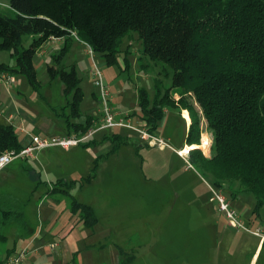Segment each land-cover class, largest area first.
<instances>
[{"label": "trees", "instance_id": "16d2710c", "mask_svg": "<svg viewBox=\"0 0 264 264\" xmlns=\"http://www.w3.org/2000/svg\"><path fill=\"white\" fill-rule=\"evenodd\" d=\"M9 7L11 14L0 13V51L10 52L15 64L0 63V73H19L36 91L41 85L33 59L48 40H64L63 55L77 39L114 65L122 39L136 32L142 56L172 71L170 87L163 93L161 80L155 81L152 102L144 88L138 89L133 115L139 124L157 136L166 112L180 117L187 110L191 123L183 144L198 146L204 121L211 131L210 156L206 158L195 147L188 163L212 187L221 192L225 188L230 204L241 193L252 195L253 214L259 215L264 208V0H10ZM24 36L32 37L28 48L22 45ZM47 74L63 84L66 97L72 95L67 106L73 118L79 117L84 94L76 69L47 66ZM92 121L91 115L84 123L71 122L66 116V128L81 135ZM104 140L112 143V151L130 141L115 130ZM97 143L89 138L81 146ZM144 147L151 148L147 143ZM22 148L13 126L0 122V155ZM94 176L93 172L83 180L89 182ZM77 182L57 181L52 192L68 197L70 212L85 228L93 229L98 223L94 209L69 194ZM235 182L239 184L236 191ZM22 221L23 213L4 208L0 199V229ZM7 241L0 233V244ZM11 252L6 250L0 264ZM133 259L129 256L118 264Z\"/></svg>", "mask_w": 264, "mask_h": 264}, {"label": "rangeland", "instance_id": "374dc122", "mask_svg": "<svg viewBox=\"0 0 264 264\" xmlns=\"http://www.w3.org/2000/svg\"><path fill=\"white\" fill-rule=\"evenodd\" d=\"M9 2L10 0H0V13L11 14ZM31 40L32 37L24 36L23 47L28 48ZM63 47L64 41H47L35 55L33 63L41 85L40 90H34L25 76L15 72L7 73L14 78L15 84L0 82V102H3V106L12 102L14 106L16 103L21 104L26 110L22 115L24 125L28 128L32 126L31 132L43 121H49L52 126L49 134L55 133V129L62 134L56 136H66V116L74 123H84L87 116L94 114L101 115L102 118L104 112L100 91L94 85L95 76L92 72L94 63L101 71L107 87V107L118 117L130 116L128 119L134 126H139L136 115H133L137 111L138 89L144 88L152 102L157 79L161 80L162 93L170 87L172 71L142 56V46L136 32L130 31L122 39L119 60L114 65H108L98 54H90L88 46L77 39L72 42L68 52L61 55ZM0 63L14 66L15 60L10 52L0 51ZM47 66L76 69L77 76L81 79L79 87L84 94L79 117L71 116L72 111L67 104L72 103V95H62L59 91L61 82L58 79L50 80ZM48 84L50 88L46 86ZM47 91L49 96L46 98L44 92ZM174 99H178L177 94ZM181 113L179 117L175 112L169 111L159 126L157 137L168 145L165 148L158 145L146 148L145 142L136 132L122 128L115 131L129 137L130 141L120 145L116 151L111 150L110 141L104 140V135L111 131L101 130L90 138L97 140L98 143L94 146L80 145L71 148L69 152L58 149L62 152L44 150L38 153V164L43 162L47 165V160L42 155L56 152L53 155L65 170L64 177L72 176V181H79L69 189V194L76 200H85L87 203H82L93 206L99 220L94 230L84 229V236L78 241L80 251L76 255V263L71 261L72 255H67V261L62 258L55 264H118L129 256L134 259L128 264H264V250L260 251V248L255 252L259 237L230 227L225 216L217 211L216 204L211 202V181L188 163L192 148L185 151V156L180 155L185 160L174 152L183 146L187 132ZM3 123L6 124L4 119ZM16 132L22 143L23 135L18 130ZM199 143L200 147L206 144V148L195 146L208 158L211 131L204 121L201 123ZM35 163L37 162H27L28 165ZM76 166L84 170V173L72 171ZM61 168L59 171L63 170ZM18 170L16 181L8 186L17 201L10 203L12 206L4 207L22 210L25 212V219H33L35 222L36 207H32V204L34 205V197L38 193L32 196V202H25L34 191H31V182L23 176V171ZM39 170L41 171L39 168L35 172ZM93 172L96 175L94 179L86 182V178L93 175ZM41 174V180L45 184L49 179L44 173ZM48 178L52 180V185L57 180V177ZM44 184L41 188L45 187ZM46 186L48 190L49 185ZM232 186L234 190H239L237 182ZM223 189L222 193L227 197L228 191ZM67 201L69 203V199ZM231 204L246 225L251 228L259 227L264 231V208L258 216L253 214L255 199L252 195L241 193ZM65 213L69 215L68 210ZM74 217L75 223L78 216ZM70 219L72 220V215ZM16 231L15 224L0 229V233L8 237L5 244H0V259L4 257L6 250L15 245ZM74 235L78 237L79 232L75 230ZM47 259L45 257L41 260L47 262Z\"/></svg>", "mask_w": 264, "mask_h": 264}, {"label": "crops", "instance_id": "0c3cea01", "mask_svg": "<svg viewBox=\"0 0 264 264\" xmlns=\"http://www.w3.org/2000/svg\"><path fill=\"white\" fill-rule=\"evenodd\" d=\"M53 40L56 42L64 41L62 39H51L48 41H53ZM75 40L76 39H74L73 42ZM33 65H34V63H33ZM46 86L48 88H50V84H48ZM63 89H64V86L61 83V87H60L59 91H61L62 95L64 96ZM44 93L46 94L45 96L47 98L49 96V92L47 91ZM12 103L4 105V106H6L5 111H4L3 110L4 109L3 102H0V119H2V121L0 120V122L3 123V119H4L6 124L12 125L15 130H18L20 132V134L23 135V141L21 143L23 146L28 142L29 135L32 133L39 134V135H46V136L62 135L59 133V131H56L54 128L53 129H54L55 133L49 134L50 130L52 129V126H51L49 121H47V122L43 121L42 123H40L39 127H36V130L33 129L34 132H31L32 126H29V128H28V126L26 127L24 125L25 119H24V117H22V115L24 114V112H26V110L23 108V106L21 104L16 103L14 106ZM183 112L184 111H182V113H181V118H183L185 120V130L187 131L191 121H190V118H189V121L188 120L186 121V119L183 117ZM185 112H187V111H185ZM167 113L168 112H166V114ZM166 114H165V116H166ZM100 116L101 115H97V114L92 115V117H93L92 127L96 126L100 122V120H101ZM35 123L36 122H34L33 124L35 125ZM33 127H35V126H33ZM117 129H122V128H117ZM104 130H109V129H104ZM114 130H116V129H114ZM110 131H113V130H110ZM69 133H70V135H75L74 133H72L70 131L69 132L67 131L66 135H68ZM92 137H90V138H92ZM93 139L97 142V140L95 138H93ZM182 147H181L182 149L176 150L174 152L176 153V155L178 157H181L182 159H184V157L178 155L177 152L182 151L186 147H189V146H187V145L184 146V144H183ZM193 147L195 148L196 146L193 145ZM70 149L67 151H64V152H69ZM50 150H58V149L57 148H54V149L51 148V149L45 150V151H50ZM60 150H58V151L59 152L63 151V150L62 151H60ZM42 152H44V150L40 151L38 153L40 154ZM209 152H210V149H209ZM38 153L36 154L35 159H20V158L15 159L13 162H11L9 165H7L0 172V199L3 201L4 205H11L12 206V204H10V203L17 201V200H15L16 199L15 194L9 190L8 186L11 183H13V181H16L15 180L16 176L19 175L18 169L23 171V176L31 182V187H30L32 189L31 191H34V193L31 192L32 193L31 197L27 198L28 200H26L25 202H32V196H34L35 193H38V195L36 197H34V201H35L34 205L32 204V207H34V206L36 207V217H35L36 221L34 222L33 219H25L24 218L25 212L20 210L23 213V221L21 224L16 223V222L12 223V224H15L17 226V231H16L17 232V238L14 241L15 245L9 250H11L13 252L21 246L22 247H26V246L28 247L29 246L30 252L25 259V264H39V263H41V264H55V263L60 262V259H62V258H63V261H67V258H65L67 255H70V257L72 255L73 260L71 259V261L76 263V261H75L77 259L76 255L80 251L78 241H80L81 236H84V235H82L83 231H84V229H87V228H85L83 226V224L79 221V217L76 218L75 223L73 222V220L75 218L74 216H77V215H74L70 212L69 203L67 201L69 198L65 197L63 194H61L59 192H58L59 194H54L52 192V190L54 189V185L57 181H60V180L61 181H72L74 178L72 176H67L68 178L64 177L65 170L63 168H61V164L60 165L58 164L57 158L53 155V154H56V152H52V153L48 152V153H44V155H42V157H45V159L47 160L46 163L48 166L45 165L43 162L38 164V162L40 161V159H38V156H37ZM184 153L181 152L182 155H184ZM27 162H31V163L37 162V163L32 164V165H28ZM37 168L38 169L40 168L42 172L40 170L38 172H35L36 170H38ZM59 168H61L63 170L59 171ZM73 170L80 171V172L83 171V173H84V170L80 169L77 166L75 168H73L72 171ZM41 173H44L45 177L47 179H49L48 182H45V184L41 180V177H42ZM48 177H51L52 179H54V177H57L56 178L57 180L52 185V180ZM42 184L45 185L44 188H41ZM46 184L49 185L48 190H46L47 189ZM82 202H85V200ZM85 203H87V202H85ZM91 207L93 208V206H91ZM66 210H68L69 215H67V213H65ZM94 211L96 213L95 209H94ZM71 215H72V220L70 219ZM33 222L35 223V226H34ZM9 226H6V227L8 228ZM96 226H94V228ZM6 227H4V228H6ZM94 228L91 230H94ZM75 230H77L79 232L78 237H75V235H74ZM263 234H264V232H263ZM92 235H94V232H92ZM263 241L264 240L259 239V241L256 245L255 252L258 251L260 248H261L260 251L264 250ZM51 246H53V247L51 248ZM6 254L7 253H5L4 257H2L0 259V261L5 259ZM45 257L48 258L46 260L47 262H45V260H41L42 258H45ZM250 264H253V262H251Z\"/></svg>", "mask_w": 264, "mask_h": 264}, {"label": "built area", "instance_id": "2783aa9c", "mask_svg": "<svg viewBox=\"0 0 264 264\" xmlns=\"http://www.w3.org/2000/svg\"><path fill=\"white\" fill-rule=\"evenodd\" d=\"M89 48V53L92 50ZM93 75L95 76L94 85L99 88L101 102L103 106L104 115L100 122L88 129L84 134L81 135H66V136H46L39 134H30L28 142L23 146L19 152L6 151L0 155V172L15 159H35L36 154L40 151L57 148L63 151H67L72 147L80 146L83 142L92 137L96 132L104 129L114 130L117 128H127L139 134V138L147 143L149 146H159L161 148L168 147L162 138L153 136L139 124L134 126L131 124L127 117H118L107 107V87L104 84L101 71L94 63L92 67ZM5 81L11 85L15 83L12 76L7 73H0V82ZM181 155V151L177 152ZM190 167V166H189ZM211 193V202L216 204L217 211L225 216L228 221V225L236 230L249 233L255 237H259L260 240H264L263 230L259 227L251 228L246 225L238 216L236 210L231 206L230 201L226 196L211 185H209ZM52 247V246H51ZM29 248L19 247L13 251L4 261L3 264H25V259L29 254Z\"/></svg>", "mask_w": 264, "mask_h": 264}, {"label": "bare ground", "instance_id": "6f19581e", "mask_svg": "<svg viewBox=\"0 0 264 264\" xmlns=\"http://www.w3.org/2000/svg\"><path fill=\"white\" fill-rule=\"evenodd\" d=\"M183 115H184L185 118L189 119L187 112H183ZM198 147L199 148H201V147L202 148H206V144H203L201 147L200 146H198ZM191 148L193 149L194 147L193 146L186 147L184 150H182V153H184L187 150H190Z\"/></svg>", "mask_w": 264, "mask_h": 264}]
</instances>
